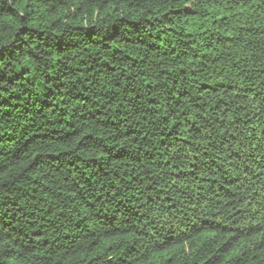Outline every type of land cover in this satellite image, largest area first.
I'll list each match as a JSON object with an SVG mask.
<instances>
[{
  "label": "trees",
  "instance_id": "1",
  "mask_svg": "<svg viewBox=\"0 0 264 264\" xmlns=\"http://www.w3.org/2000/svg\"><path fill=\"white\" fill-rule=\"evenodd\" d=\"M0 264H264V0H0Z\"/></svg>",
  "mask_w": 264,
  "mask_h": 264
}]
</instances>
